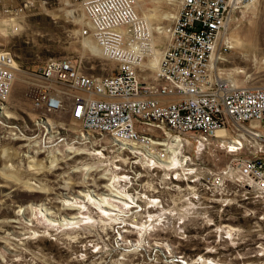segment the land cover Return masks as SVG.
Returning <instances> with one entry per match:
<instances>
[{"label":"built area","instance_id":"1","mask_svg":"<svg viewBox=\"0 0 264 264\" xmlns=\"http://www.w3.org/2000/svg\"><path fill=\"white\" fill-rule=\"evenodd\" d=\"M162 1L177 11L169 28L152 26L140 16L137 0H62L83 9L86 24L80 35L95 40L116 72L90 75L82 62L70 57L51 58L37 71L26 72L34 103L45 113L68 114L82 138L109 136L135 149L126 159L123 152L112 156L113 172L135 199L121 214L125 222L101 224L110 231L116 228L118 237L113 243L109 234L89 237L87 247L73 257L75 262L109 258L119 252L118 242L135 247L141 234L133 222L148 228L154 222L156 229L147 230L152 234L148 244L125 256L146 257L147 264H187L190 258L175 250L185 241L186 229L198 228L197 223L214 226L215 216L233 207L248 205L253 214L258 209L264 213V87L239 85L231 73L213 67L218 47L222 53L231 50L222 38L232 14L257 0ZM157 34L165 35L163 42ZM19 71L15 55L0 46V112H5ZM41 120L56 132L66 129L48 123L46 114L36 122L41 129ZM204 136L222 141L212 146L229 154L246 152L248 157L217 168L208 159L214 152L205 148ZM190 144L197 148L198 162L185 150ZM100 151L110 154L106 147ZM149 153L156 159L149 160ZM173 157L178 162H170ZM203 157L207 159L200 161ZM157 213L161 218L155 222L149 215ZM220 228L226 240L236 231L227 224ZM169 231L175 237L163 236ZM122 236L129 241L123 242ZM189 264L221 263L198 255Z\"/></svg>","mask_w":264,"mask_h":264},{"label":"rangeland","instance_id":"2","mask_svg":"<svg viewBox=\"0 0 264 264\" xmlns=\"http://www.w3.org/2000/svg\"><path fill=\"white\" fill-rule=\"evenodd\" d=\"M137 3L138 14L147 17L156 27H169L177 14L176 9L162 0H137ZM85 24L82 9L76 4L68 6L62 0H0V46L14 54L20 66L5 112L1 111L0 115V264L149 262L146 257L125 256L132 248L129 245L131 242L127 245L118 242L119 252L109 258L95 256L87 261L75 262L73 257L82 246L87 247L89 237L109 234L113 243L118 237L114 232L116 228L111 231L103 228L101 224L107 221L103 223L98 220L84 229L63 231L59 217L54 218L55 224H51L44 214L46 211L41 214L37 210L35 215L32 210L43 205L42 208H48L55 214L61 213L67 218L69 214L62 210V200H88L82 194L92 196V201L101 204L99 198L110 197L104 188L113 180L104 178L111 179L115 175L113 165L109 164L116 158L112 156L123 152L126 159L128 153L120 151L109 136L85 135L82 138L79 125L68 114L45 113L35 105L34 91L26 82L29 78L26 72L37 71L51 58L70 57L80 61L84 71L90 75L115 73V63L99 47L96 52L84 47L86 38L80 35V31ZM15 27L19 30L15 31ZM227 36L229 42L232 40L233 47L225 53L226 70L235 74L239 85H264V0H259L246 11L237 12ZM89 40L97 45L92 38ZM44 114L53 121L52 125H61L66 129H58L57 132L41 129L36 122ZM153 132L160 133L158 130ZM102 147L110 151L107 154V157L111 155L109 161L100 156H90L93 152L101 155ZM185 150L192 155L194 162H198L194 144ZM211 151L214 158L208 159L220 169L234 158L248 157L246 152L229 154L215 146H211ZM206 159L203 157L199 160ZM87 166H93L94 170H87ZM31 184H36V187L33 188ZM96 203L89 202L90 212L100 216L101 210ZM103 209L107 208L103 206ZM252 211L253 207L248 205L233 207L217 214L214 226L197 223L198 228L185 230V241L175 250L190 258L187 264L198 255L214 257L221 264H264V213L263 209H258L255 214ZM223 224L237 228L229 236L230 240L224 239V234L220 235L215 230ZM184 234L181 236L184 237ZM163 236L173 238L175 233L169 231ZM125 240L129 241V238ZM258 244L263 249H258ZM171 249L174 250L173 247ZM206 249L213 252L207 253ZM259 253L263 255L259 256Z\"/></svg>","mask_w":264,"mask_h":264},{"label":"bare ground","instance_id":"3","mask_svg":"<svg viewBox=\"0 0 264 264\" xmlns=\"http://www.w3.org/2000/svg\"><path fill=\"white\" fill-rule=\"evenodd\" d=\"M139 2V1H138ZM259 2V0H257L256 2H253V3H250V4H247V5H245L242 9H240V11H237V12H243V11H246V10H248L249 8H251V7H253L254 5H256L257 3ZM163 3H165L166 4V2L165 1H163ZM154 4V3H153ZM76 5H78V4H76ZM138 5V4H137ZM167 5V4H166ZM79 6V5H78ZM80 7V6H79ZM81 8V7H80ZM82 9V8H81ZM153 10V9H152ZM151 10V11H152ZM82 11H83V9H82ZM154 11H156V10H154ZM152 13V12H151ZM83 14H84V11H83ZM153 14V13H152ZM177 15V14H176ZM236 15V12H235V14L233 15L232 14V16H231V19H230V21H229V23L227 24V28H226V30H225V32H224V34H223V38H222V41L224 42V41H227L228 42V44L231 46V48L233 47V43H232V40L230 39V42H229V40H228V36H227V33H228V31H229V29H230V26H231V24H232V21H233V18H234V16ZM152 16H154V15H152ZM84 17H85V14H84ZM175 17H177V16H175ZM144 18H146V20L152 25V26H154L151 22H150V20L147 18V17H144ZM85 19H86V17H85ZM174 19V18H173ZM162 25H160V27H161ZM171 26V25H170ZM169 26V27H170ZM19 27V26H18ZM166 28H169V27H167V26H165ZM20 28H21V25H20ZM156 38H157V40L161 43V42H163L162 41V39L164 38L165 39V35L164 34H161V35H156ZM84 47L85 48H90V50L91 49H93L94 51L95 50H97L98 51V44L95 46L90 40H89V38H86V39H84ZM156 43L158 44V42L156 41ZM99 49H100V47H99ZM101 50V49H100ZM101 51H103V50H101ZM96 52V51H95ZM158 52H160L159 51V49H158ZM214 59H213V67L217 70V71H219V72H224V71H226V72H228L227 70H226V68H225V63L227 62V59H226V57H225V53H222V51H221V48L220 47H218L217 49H216V51L214 52ZM217 55H220V56H217ZM156 57H157V55H155ZM154 63H156V61L155 62H153V64ZM229 73H231L232 75H233V77H235V74H233L232 72H229ZM236 79V78H235ZM237 81V80H236ZM237 83V82H236ZM244 86H253V85H244ZM254 86H258V87H264V85H254ZM47 118H48V123H53V121L51 122L50 121V119H49V116H47ZM62 124V123H61ZM52 125V124H51ZM54 126V125H53ZM153 127H156L157 129H159V126L158 125H153ZM255 128L256 129H258V126L257 125H255ZM219 133H223V132H219ZM177 137H178V135H176ZM175 139H180V138H175ZM186 141H188L189 142V140H186ZM49 143H51V142H49ZM211 143L212 142H208L207 143V145H206V149L207 148H209V147H211L212 145H211ZM222 146H224V145H222ZM221 149H223V148H221ZM208 152H211L209 149H208ZM90 153V152H89ZM88 153V154H89ZM99 153H101V152H99ZM131 153H135V151H133V152H131ZM150 154V159L149 160H151L153 157H152V153H149ZM210 154V153H209ZM91 155H93V156H100L99 158H103L104 160H108L109 161V157H107V155H105V154H103V153H101V155H99L98 153H95V152H93V153H90V156ZM178 162V160H177V158L176 157H173V160H170V162ZM100 163V162H99ZM109 164H112L113 165V161H110L109 162ZM112 165H110V167L112 166ZM113 167V170L116 168L115 166H112ZM111 169V168H110ZM87 170H90V171H93L94 170V168H93V166H87ZM114 173V172H113ZM115 174V173H114ZM113 174V175H114ZM105 180H113L112 181V183H109V184H107L106 186L108 187H105L104 189L106 190V191H108V194H109V196L110 197H108V198H104L103 196V198L101 197V198H99V200L101 201V204H98V203H96V202H94V201H92V196H90V195H88V194H82V195H84V197L85 196H87L88 197V200H85V201H76V202H74V201H70V200H62V202H60V203H62L63 204V209L62 210H64L65 212H67L68 214V217L66 218V217H64V216H62L61 215V213H59V214H57V212H56V214H55V212H53V211H49V210H47L48 208H42V206H40V207H34V208H32V210H33V212L35 213V215H37V213L39 212V213H41L42 214V211H46V213L44 212V214L47 216V221H49L51 224H55L54 223V221H55V219L54 218H60L61 219V221H60V227H62V230L64 231V230H73V231H76V230H74V229H84L85 227H87L89 224H91V225H93V223L94 222H97L98 220H99V222H105V221H109V223H114V224H120V223H123V222H125V219L121 216V214H123V213H125V209L126 208H128V207H130V202H132V200L134 201L135 199H134V197L133 196H131L130 195V192H129V190H128V188H127V186H126V184L125 183H122L121 182V180L119 179V181H118V178H117V176H116V174L113 176V178H111V179H107V178H104ZM108 183V182H107ZM29 186H30V184H28ZM31 185H33V188H34V186L36 185H34V184H31ZM36 187V186H35ZM40 188V187H39ZM31 191H33V190H31ZM37 191V190H36ZM114 197L115 198H118V199H120V200H115L114 199ZM89 202L90 203H96V207L97 208H99L100 210H101V213H100V216L98 215V216H96V215H94V213L92 214L90 211H91V207L89 206ZM105 206L107 209L105 210V209H103L102 210V207L103 206ZM100 206H102V207H100ZM94 209H96V208H94ZM38 210V212H36ZM64 213V212H63ZM151 215V214H150ZM149 215V217L150 218H152V219H154V221L155 222H158V221H160V218H161V216L157 213V215H155L154 217H151ZM97 217V219H96V217ZM50 219V220H49ZM85 220H86V222H85ZM105 220V221H104ZM135 225H138L137 227H138V230H139V233L141 234V237H140V240L137 242V244H136V246L135 247H133L134 246V244H132L131 246L133 247L132 249L130 248V246H129V248L131 249V250H129L128 252H130V251H134L133 253H135V251H138L139 249H141L142 247V245H145V244H148V240H149V236L150 235H152L151 233L148 235L147 234V230L149 229V230H155L156 228V224L154 223V222H152L151 223V225H150V227H152V228H148L145 224H142L141 225V223H139V222H133ZM96 225V224H95ZM94 225V226H95ZM90 226V225H89ZM64 227V228H63ZM91 228V227H90ZM93 228V227H92ZM231 229H233V230H237V228H231ZM143 230V231H142ZM182 230V229H181ZM181 230H179V231H181ZM128 232V230H125V232H123V233H127ZM217 232H219L220 233V235L223 233V229L222 228H218L217 229ZM34 233L36 234L37 232L36 231H34ZM119 234H122V233H119ZM123 235V234H122ZM79 236V235H78ZM125 236H123L122 237V239L124 238ZM127 238V237H126ZM128 238H129V236H128ZM125 239V238H124ZM125 243H127V241L125 240ZM96 246H98V245H95V247ZM167 248H169V246H166ZM127 248V247H126ZM131 253V252H130ZM208 260H211V259H207V260H205V259H203V261H205V262H207ZM197 262H199V261H194V263H197Z\"/></svg>","mask_w":264,"mask_h":264},{"label":"water","instance_id":"4","mask_svg":"<svg viewBox=\"0 0 264 264\" xmlns=\"http://www.w3.org/2000/svg\"><path fill=\"white\" fill-rule=\"evenodd\" d=\"M0 115H2L1 112H0ZM38 124L43 125V126L45 127V129H46L47 132L50 130V128H49L48 124L45 122V120H41V121H39ZM204 137H205V139H206L208 142H212L213 144H219L220 142H222L221 140H218V139H216V138H209V137H206V136H204ZM110 138H111V137H110ZM111 140L113 141V144H114V145H115L120 151H127V152H133V151H135L134 148L129 147V146H127V145H124V144H122V143H120V142L114 140L113 138H111ZM152 157L156 159L155 156H152ZM157 161H158V160H157ZM158 163H159L160 165H162L163 167L167 166V163H164V162H161V161H159ZM114 199L117 200V201L120 200V199L115 198V197H114Z\"/></svg>","mask_w":264,"mask_h":264}]
</instances>
